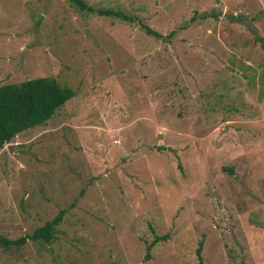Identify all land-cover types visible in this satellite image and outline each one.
I'll list each match as a JSON object with an SVG mask.
<instances>
[{
    "label": "rangeland",
    "instance_id": "rangeland-1",
    "mask_svg": "<svg viewBox=\"0 0 264 264\" xmlns=\"http://www.w3.org/2000/svg\"><path fill=\"white\" fill-rule=\"evenodd\" d=\"M82 1L131 22L0 0V85L73 92L0 149V236L60 213L0 264H264V0Z\"/></svg>",
    "mask_w": 264,
    "mask_h": 264
},
{
    "label": "trees",
    "instance_id": "trees-1",
    "mask_svg": "<svg viewBox=\"0 0 264 264\" xmlns=\"http://www.w3.org/2000/svg\"><path fill=\"white\" fill-rule=\"evenodd\" d=\"M66 2L79 12L85 11L126 23L131 22L128 17L119 11L111 9L92 11L82 0H66ZM139 27L145 35L158 37L156 32L150 30L145 25L139 23ZM72 96L73 92L71 89L59 86L53 79L45 77L0 85V149L3 144L8 143L19 133L43 125L53 115L54 111L60 108ZM226 171L230 173L229 170ZM59 221L60 213L49 221L44 222L42 226L34 229L29 235L16 239H6L0 236V247L4 249L18 248L26 240L49 243L53 238L55 226ZM165 238L166 235L154 236L145 245L144 259H147L149 249L155 242L165 240ZM199 252L200 243H197L194 249L197 264H201Z\"/></svg>",
    "mask_w": 264,
    "mask_h": 264
}]
</instances>
